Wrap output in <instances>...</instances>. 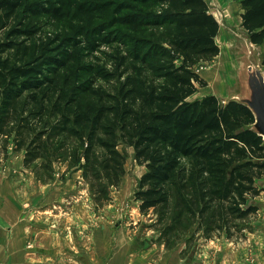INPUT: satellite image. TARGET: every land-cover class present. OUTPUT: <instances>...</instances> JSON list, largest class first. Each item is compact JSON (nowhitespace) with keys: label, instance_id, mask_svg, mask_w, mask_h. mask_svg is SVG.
Segmentation results:
<instances>
[{"label":"trees","instance_id":"16d2710c","mask_svg":"<svg viewBox=\"0 0 264 264\" xmlns=\"http://www.w3.org/2000/svg\"><path fill=\"white\" fill-rule=\"evenodd\" d=\"M236 1L264 45V0ZM219 31L206 0H0V140L26 167L79 163L99 207L125 174L119 144L132 146L143 213L163 222L175 202L170 228L242 240L264 191V137L241 101L189 100Z\"/></svg>","mask_w":264,"mask_h":264},{"label":"rangeland","instance_id":"374dc122","mask_svg":"<svg viewBox=\"0 0 264 264\" xmlns=\"http://www.w3.org/2000/svg\"><path fill=\"white\" fill-rule=\"evenodd\" d=\"M206 1L220 23V53L195 66L206 85L189 100L213 94L225 103L246 94L252 59L264 69V45L250 41L239 1ZM14 147L12 139L0 140V264H264V191L254 200L259 210L247 237L205 239L192 221L170 228L175 202L163 222L159 212L140 210L135 195L147 168L132 146L119 144L125 174L105 207L94 202L79 163L47 167L40 159L26 167L25 151Z\"/></svg>","mask_w":264,"mask_h":264},{"label":"water","instance_id":"95a60500","mask_svg":"<svg viewBox=\"0 0 264 264\" xmlns=\"http://www.w3.org/2000/svg\"><path fill=\"white\" fill-rule=\"evenodd\" d=\"M243 77L247 85L246 94L237 100L247 104L254 112L255 123L252 128L264 137V69L259 67L256 59H252Z\"/></svg>","mask_w":264,"mask_h":264}]
</instances>
